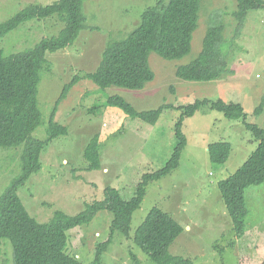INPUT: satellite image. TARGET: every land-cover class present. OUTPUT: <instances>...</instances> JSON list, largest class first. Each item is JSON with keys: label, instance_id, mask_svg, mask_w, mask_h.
Instances as JSON below:
<instances>
[{"label": "rangeland", "instance_id": "374dc122", "mask_svg": "<svg viewBox=\"0 0 264 264\" xmlns=\"http://www.w3.org/2000/svg\"><path fill=\"white\" fill-rule=\"evenodd\" d=\"M58 0H0V24L28 5L47 6ZM156 0H84L87 29L76 43L48 54L51 72H42L37 103L43 115L35 139H47L52 113L68 134L54 139L41 155V170L18 190L29 214L40 223L49 222L57 211L77 215L87 204L104 199L107 188L117 189L124 200L132 199L145 175L166 167L178 139L175 127L181 107L197 100L239 103L249 123L264 129V111L255 110L264 99V4L251 11L240 24L235 16L237 0H204L198 28L189 55L168 61L155 53L150 66L155 79L141 90L112 87L103 94L92 81L80 80L57 104L64 87L76 76L98 69L111 39H120L135 29L143 12ZM223 24V52L231 74L211 82L184 81L177 77L179 66L190 64L203 48L211 26ZM63 24L56 18L27 22L0 39V49L12 54L33 48L44 38L57 37ZM121 95L138 111L163 110L156 124L132 119L116 108L91 110L106 96ZM106 99V98H105ZM187 144L179 166L147 186L141 208L132 218L131 237L150 211L168 212L184 232L170 253L193 264L264 263V184L246 190L249 211L245 235L237 239L219 183L232 176L256 151L259 142L242 120H229L223 113L205 107L183 122ZM99 136L100 167L89 170L85 151ZM229 142L232 151L226 164L215 166L208 147ZM23 146L0 149V196L21 174ZM112 213L99 212L91 223L69 232V253L80 264H95L97 245L111 237ZM0 264H14L11 244L0 243ZM101 264H156L134 242L115 233Z\"/></svg>", "mask_w": 264, "mask_h": 264}, {"label": "trees", "instance_id": "16d2710c", "mask_svg": "<svg viewBox=\"0 0 264 264\" xmlns=\"http://www.w3.org/2000/svg\"><path fill=\"white\" fill-rule=\"evenodd\" d=\"M203 1L156 0L153 6L143 12L135 29L120 39L110 40L96 71L76 76L64 87L57 104L82 79L97 85L103 97L105 91L112 87L143 89L155 79L149 62L152 53L168 61L180 60L190 54ZM263 4L264 0H237L234 14L242 24L251 11L262 8ZM83 6L84 0H58L47 6L31 4L0 24V39L27 22L56 18L63 24L57 37L44 38L33 48L12 54H5L0 49V149L23 146L21 174L0 196V243L11 244L14 264H80L77 257L69 253V232L88 225L102 211L113 215L111 237L97 245L95 264H101L115 233L133 239L156 264H193L190 259L170 253L171 245L184 232V228L168 212L160 208L152 209L133 237L130 232L133 215L141 208L147 186L179 166L187 144L182 132L184 120L205 107L223 113L229 120H242L246 129L259 142L256 151L243 166L218 185L236 238H242L249 214L246 190L264 184V129L247 121L248 115L241 104L227 103L222 99L197 100L180 108L182 114L175 127L177 148L166 167L144 176L132 199L124 200L117 189L109 187L104 192L103 200L87 204L85 210L77 215L57 211L49 222L40 223L29 214L18 190L41 170V155L48 145L54 139L68 134V128L55 121L54 110L47 127V139L34 138L33 134L42 125L43 118L37 103L38 85L42 72H51L52 69L47 55L73 46L87 29ZM223 26L214 25L208 29L202 51L190 64L177 68L178 78L191 82H211L232 73L223 52L226 41ZM105 98L91 111L95 113L96 109L116 108L132 119L153 125L163 110L173 108L162 105L154 110L138 111L121 95H107ZM263 111L264 99L255 114L261 115ZM100 147L99 136H96L86 148L89 170L100 167ZM231 151L229 142H217L208 147L210 161L215 166L226 164Z\"/></svg>", "mask_w": 264, "mask_h": 264}]
</instances>
